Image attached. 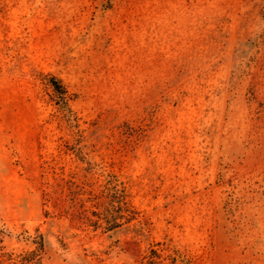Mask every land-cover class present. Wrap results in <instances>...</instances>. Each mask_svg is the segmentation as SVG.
I'll return each mask as SVG.
<instances>
[{
  "label": "rangeland",
  "instance_id": "rangeland-1",
  "mask_svg": "<svg viewBox=\"0 0 264 264\" xmlns=\"http://www.w3.org/2000/svg\"><path fill=\"white\" fill-rule=\"evenodd\" d=\"M110 176L139 217L93 230L67 181ZM158 242L163 264H264V0H0V264Z\"/></svg>",
  "mask_w": 264,
  "mask_h": 264
},
{
  "label": "trees",
  "instance_id": "trees-1",
  "mask_svg": "<svg viewBox=\"0 0 264 264\" xmlns=\"http://www.w3.org/2000/svg\"><path fill=\"white\" fill-rule=\"evenodd\" d=\"M49 82L61 102L64 103L66 100L64 86L53 76ZM67 184L69 199L76 208L74 217L93 230L111 232L139 217V212L128 198L126 188L118 182L115 176L106 179L97 192L93 188L84 189L71 180L67 181ZM47 214L48 212H45V215ZM161 245L159 242L152 245L142 257V264H163L160 255L163 251Z\"/></svg>",
  "mask_w": 264,
  "mask_h": 264
}]
</instances>
